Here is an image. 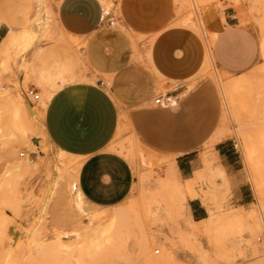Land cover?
<instances>
[{
  "label": "rangeland",
  "instance_id": "374dc122",
  "mask_svg": "<svg viewBox=\"0 0 264 264\" xmlns=\"http://www.w3.org/2000/svg\"><path fill=\"white\" fill-rule=\"evenodd\" d=\"M100 1L136 45L153 42L165 28L199 34L208 54L202 76L220 91V130L197 153L202 170L183 180L173 160L121 127L115 150L134 169L132 194L114 207L90 204L77 185L76 160L50 147L31 160L28 147L53 91L95 82L83 63L84 44L59 29L58 0H0V26L11 32L9 46L0 51V264H264V0H170L168 23H152L156 29L147 34L132 25L134 17H142V2L126 11L124 0ZM224 3L233 5L240 24L260 41L258 63L241 74L222 72L211 59L212 34L203 19ZM31 51L34 62L27 61ZM17 58L26 75L25 93L28 83L48 88L39 101L31 99L33 106L19 84L3 77ZM232 83L237 86L227 87ZM222 138L238 145L236 179L252 195L247 204L235 201V178L214 153ZM193 199L206 207V220L191 216Z\"/></svg>",
  "mask_w": 264,
  "mask_h": 264
},
{
  "label": "crops",
  "instance_id": "0c3cea01",
  "mask_svg": "<svg viewBox=\"0 0 264 264\" xmlns=\"http://www.w3.org/2000/svg\"><path fill=\"white\" fill-rule=\"evenodd\" d=\"M141 2L144 12L141 18L134 17L133 29L147 34L156 29L154 24L168 23L170 0H124L123 7L127 11ZM102 4L100 0L55 3L59 29L83 42V63L96 80L60 85L53 91L28 147L31 160L41 157L45 147L76 160L81 196L92 205L109 208L124 202L136 183L132 164L115 150L121 127L126 126L150 151L173 160L179 176L190 180L202 170L197 153L220 130L222 103L214 80L202 76L208 54L196 31L165 28L153 42L136 45ZM155 9L158 15L152 16ZM203 23L212 34L211 59L216 67L241 74L258 63L259 38L251 27L240 24L233 5L224 3L223 10L209 11ZM10 33L1 27L0 51L9 46ZM34 54L30 52L28 62L35 61ZM18 64L22 62L17 58L12 72L3 77L19 84L24 94L26 75ZM28 84L38 94L49 92L47 87ZM159 97L162 101L157 104ZM231 141L215 142L214 153L226 175L236 179L240 161ZM235 179V201L249 203L251 193ZM189 209L193 219L206 220L208 211L199 199L191 200Z\"/></svg>",
  "mask_w": 264,
  "mask_h": 264
},
{
  "label": "built area",
  "instance_id": "2783aa9c",
  "mask_svg": "<svg viewBox=\"0 0 264 264\" xmlns=\"http://www.w3.org/2000/svg\"><path fill=\"white\" fill-rule=\"evenodd\" d=\"M0 29H1V26H0ZM25 97L26 99L28 100V102L33 106V103H31V99L35 100L36 102L40 100V94L37 93V90L34 89V88H30L28 89V91H26L25 93ZM162 101V98L159 97L155 100V103L159 104L161 103ZM238 145L234 144V148L236 150Z\"/></svg>",
  "mask_w": 264,
  "mask_h": 264
},
{
  "label": "bare ground",
  "instance_id": "6f19581e",
  "mask_svg": "<svg viewBox=\"0 0 264 264\" xmlns=\"http://www.w3.org/2000/svg\"><path fill=\"white\" fill-rule=\"evenodd\" d=\"M222 72H223V71H222ZM236 86H237L236 83H234V84L232 83V84H228V85H227V87H229V88H230V87L235 88Z\"/></svg>",
  "mask_w": 264,
  "mask_h": 264
}]
</instances>
